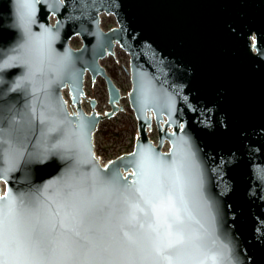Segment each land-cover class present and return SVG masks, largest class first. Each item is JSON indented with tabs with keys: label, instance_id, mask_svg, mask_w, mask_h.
<instances>
[{
	"label": "water",
	"instance_id": "95a60500",
	"mask_svg": "<svg viewBox=\"0 0 264 264\" xmlns=\"http://www.w3.org/2000/svg\"><path fill=\"white\" fill-rule=\"evenodd\" d=\"M37 39L50 54L31 76ZM117 45L130 56L138 133L105 163L94 135L123 106L101 59ZM87 73L106 81L104 115L85 93ZM41 110L56 131L42 134ZM0 133V200L47 199L64 180L105 195L133 189L150 153L157 171L179 176L202 241L184 264H264V0H0Z\"/></svg>",
	"mask_w": 264,
	"mask_h": 264
},
{
	"label": "snow or ice",
	"instance_id": "6c2138e0",
	"mask_svg": "<svg viewBox=\"0 0 264 264\" xmlns=\"http://www.w3.org/2000/svg\"><path fill=\"white\" fill-rule=\"evenodd\" d=\"M49 54L50 41L30 42L31 76L44 74ZM37 118L43 135L56 131L43 110ZM137 168L133 189L105 195L64 180L47 199L0 200V264H184L202 241L182 212L179 176L157 171L162 165L150 153Z\"/></svg>",
	"mask_w": 264,
	"mask_h": 264
},
{
	"label": "rangeland",
	"instance_id": "374dc122",
	"mask_svg": "<svg viewBox=\"0 0 264 264\" xmlns=\"http://www.w3.org/2000/svg\"><path fill=\"white\" fill-rule=\"evenodd\" d=\"M101 23L108 27L117 24L114 15H107L105 13L101 14ZM101 62L118 83L121 89L120 100L123 106L112 117L101 120L98 130L94 135L95 151L106 163L113 155L134 147L138 127L137 119L131 108L128 96L132 86L129 54L117 45L115 53L107 55L101 59ZM85 84L87 97L97 100L96 110L102 112L103 115L106 114L111 106L109 104V94L104 78L99 76L95 80H92L90 73H87ZM63 93L73 110L74 107L70 100L69 89L65 88ZM82 105L87 111H92L91 104L86 99L83 100ZM152 132L154 139L157 141L158 134L156 127H154ZM168 145L166 143L164 147L166 150L168 149Z\"/></svg>",
	"mask_w": 264,
	"mask_h": 264
}]
</instances>
